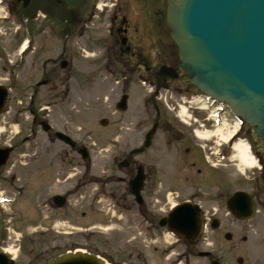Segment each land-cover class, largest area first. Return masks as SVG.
Returning <instances> with one entry per match:
<instances>
[{"label":"flooded vegetation","instance_id":"obj_1","mask_svg":"<svg viewBox=\"0 0 264 264\" xmlns=\"http://www.w3.org/2000/svg\"><path fill=\"white\" fill-rule=\"evenodd\" d=\"M44 2L45 0H31L26 8L21 39L16 41L15 49H18L23 41H27L29 48L31 38L36 40V43H40V48L47 47L51 42L48 41L44 45L45 38L44 40L41 38L45 30L41 29L43 20L39 19L38 6L46 13L43 17L55 20L53 7L51 4L45 7ZM7 7L11 8V4H7ZM165 8V0H87L83 6L66 14L69 27L63 33L60 28L49 30V32H54L56 29L53 36L57 37V42L60 37L69 36V41L65 40L64 42V45L66 42L69 43V48L59 49L58 59H55L52 64L53 69L48 73L41 74L40 85H36V87L47 88L50 92L49 97L55 99V104L59 103V111L62 112L66 108L71 115L72 112L81 113V110L93 109L96 102L102 103L101 99L105 98V94H114L117 98L126 96L125 104L128 106L131 86L146 84L151 89L149 91L151 96L146 100V103L151 101L154 107L153 113H151L152 123L148 127L147 123L143 122L142 115L137 114L132 130L134 144L133 146L128 145V147L142 148L145 134L151 130L153 125H156V128L151 135L148 148L135 154V159L129 154L123 157L128 160V164L117 169L120 176L112 171L111 167L104 174L95 176L92 172V164H82L77 159V146L66 151L67 155L72 154L71 152L76 155V157H70L68 163H62L50 148L45 149L43 159L39 164L41 177L39 192L42 199L38 203L41 210L46 213L41 217L42 219L46 220L49 213L53 217L60 213L67 212L69 214L73 205L71 198L76 187L80 190L85 187L91 190V194H88L86 189L90 215L93 212L92 207H96L100 202V196H107L109 203L115 209L113 212L119 213L117 219L122 218L121 215L125 213L127 220H132L143 232L142 241L147 243V247L150 248L149 245L156 242L155 237L159 223L162 222L164 227H167V216L174 205L183 201L198 204L201 202L199 198L195 197L198 194H191L193 196L176 200L169 206L170 200L174 198L173 193L175 198L179 197L175 190V188L179 189V182L190 185V182L196 181L200 185H205V183L217 181L222 184L220 180L227 182L230 175H237V172L235 173L238 170L237 163L231 159L230 150L227 149L229 144L223 146L221 150L223 154L229 156L227 161L219 163L216 162L217 158L211 156L213 155L211 149L215 144L222 145L221 142H217L219 137L216 135L209 142H201L196 136V131H211L213 124L210 123L206 113L199 114V100L195 95V89L192 90L188 79L181 75L182 70L176 66L175 46L165 24ZM59 17L61 18L60 14ZM31 20L39 21V23L35 24ZM62 61H65V67L59 66V70H57L54 67L55 64L60 65ZM23 64L25 66L33 65V61H30L29 56L25 55ZM161 65L174 67L178 77L171 79L160 75L159 67ZM10 71L13 77L14 69L11 68ZM116 84L119 87L114 89ZM175 88L181 92L184 91L185 95L175 96L173 94ZM36 92L37 89H34V93ZM101 92L102 95L98 96ZM162 97L163 100L165 98L170 100H167L168 103L166 102L167 109L162 104ZM64 98H66V102L61 104V100L64 101ZM144 105L146 106V104ZM182 105L185 106V111H190L186 114L188 119L180 116L179 109ZM31 112L34 116V123L37 114L33 109ZM47 115L49 114L44 112L40 117L45 119ZM41 121L39 120L38 125L43 142H46L47 145H65L57 139L56 132L65 133L70 138L77 140L79 146L86 148L91 144L99 146L100 143H103L94 142L90 133H83L76 138L75 133L66 126L59 128L56 127V124H49V128L45 129L40 124ZM108 126L109 124L106 127ZM124 128L129 129L120 126L117 136H111L105 146L113 145L110 142L116 137L128 138L130 135L123 136V132H121ZM245 135L250 140L258 158V168L249 172L250 174H246L251 186L245 191L251 195L253 201L252 220H262L264 223V143L252 138L251 129L243 130L238 134L239 137ZM23 138V141L26 142L28 136L25 135ZM237 138L236 136L233 139ZM10 146L14 151V144ZM122 147L126 148L125 145ZM228 165L234 166L233 174L228 175L222 168ZM78 170L81 171V176L77 174ZM138 170L141 171L142 184L139 195L135 199L130 194L129 181ZM245 173L243 172L242 175L244 176ZM72 176H78L79 183L74 182L73 185L66 186V182L72 180ZM69 177L70 179H68ZM236 178V176L233 177L232 182L237 181ZM63 186L65 187L60 192L51 191L56 187ZM93 186H97L95 192L92 191ZM222 192L220 191L218 194L222 198L224 195L229 197L231 194L227 190L224 191V195L221 194ZM57 195H61L65 199L66 205L64 209L61 208L65 212L56 206L58 199L55 196ZM202 207L205 208L203 204ZM216 209L220 210L218 206ZM80 213L84 216L85 212L81 211ZM66 220L69 221V219ZM208 220L210 223V218ZM231 221L237 223L238 218L231 216ZM144 253L143 247L137 248V258L140 264H147V259L143 256Z\"/></svg>","mask_w":264,"mask_h":264},{"label":"rangeland","instance_id":"obj_2","mask_svg":"<svg viewBox=\"0 0 264 264\" xmlns=\"http://www.w3.org/2000/svg\"><path fill=\"white\" fill-rule=\"evenodd\" d=\"M48 1L51 0H45V7L49 6ZM3 2L4 8L0 12V16L6 18L0 19V86L8 88L10 101L7 110L0 113V147L17 143V140L20 142L25 135L28 136V141L19 144L6 165L0 167V210L3 216L0 248L2 251L9 253V256L12 255L15 264H45L59 254L76 249L95 253L110 264H140L137 258V248L141 247L145 249L143 256L147 259V264H209L211 259H216L219 264H238L236 261L238 257L242 258V264H264V223L262 220L253 219L232 223L231 216L224 211L226 196L223 193H225V190L231 193L235 189L247 190L251 186L247 177L240 175L239 171H235L237 175H230L227 182L220 180L222 184L217 181H212L209 184L205 183V185H200L196 181L190 182V185L179 182V189L175 188L179 197L175 198L173 193L174 198L170 200L169 206L176 200L198 194L195 197L199 198L205 206V216L209 218L215 216L220 219L221 225L219 228L211 229L208 227L201 236L200 241L192 245L187 244L184 239L177 240L173 235L167 234L165 229L158 228L156 231L157 244L149 245L150 248L147 247V243L142 241L144 238L143 232L132 220H127L125 213L121 215L122 218L120 219H117L115 215L110 216L111 209L108 210L109 207L106 206L108 204L107 196H103L100 203L96 207H92V215L87 214L81 217L80 212H87L89 208L87 195L91 194V190L85 187H82L81 190L76 187L71 198L73 205L69 214L67 212L60 213L59 215L55 214L56 217H53L49 213L46 220L41 218L46 214L41 210L38 203L42 199L39 192L41 187L39 164L42 161L43 152L50 148L62 163H68L69 158L72 156L76 157L73 152L67 155L64 151L70 149L64 145H47L46 142H43L38 127V121L43 112L49 114L45 118L50 124H56V127L59 128L60 126H66L71 132L75 133L76 138L83 133L87 134L92 131V136H90L93 141L96 143H99L98 141L103 142L100 143L101 146L90 145L88 149L93 174L99 176L111 167L112 171L120 176V173L117 172V161L114 162V160H121L122 157L127 156L132 148L128 145L133 146L134 144L132 130L136 115H142L141 118L143 122L147 123L148 127L152 123L153 103L151 101L146 103V100L151 96L149 95L151 89L146 84L132 85L131 97L127 109L124 111L118 110L114 106L117 96L105 94L106 100L101 99L102 103L96 102L93 109L81 110V113L70 112L71 115L66 108L63 112H60L58 110L59 103L55 104V99L49 97L50 92L47 88L36 87V85L41 79V74L48 73L53 69L52 64L55 59H58L59 49L69 48L68 37H60L57 42V37L53 36L56 29H54V32H49L52 28H61L66 24V21L61 20L62 26H57L53 20L43 17L45 13L38 6L39 19L43 20L41 29L45 30L41 38L43 40L45 38L44 45L48 41L51 42L47 47L40 48V43H36V40L34 41L31 38L29 48L22 55H19L18 50L20 47L15 48L16 43L21 39L22 15L26 9L22 8L21 4H17L15 0H3ZM7 4H11L13 9L11 14L8 13ZM52 4L53 13H59L57 4ZM15 18L19 19L20 26H17L13 21L17 22ZM34 23L37 24L39 21ZM65 40L67 42L64 45ZM25 55L29 56V60L33 61V65L25 66L23 64L21 57ZM54 67L58 69V64H55ZM11 68L14 69L13 77L11 76ZM118 87L119 85L116 84L114 89ZM34 89H37L36 93H34ZM173 94L175 96L185 95L184 91L181 92L176 88L173 90ZM101 95L102 92L98 94V96ZM64 99V101L61 100V104H65L66 98ZM163 106L167 108L165 105ZM33 108L37 110L34 123L30 111ZM187 113H190V111H187ZM205 113L209 117L210 110L208 109ZM205 113L202 111L199 114ZM104 117L109 120V126L106 128L99 125V120ZM182 117L188 119L186 116ZM120 126L129 128H124L121 132H123V136H130L125 139L120 136L116 137L110 142L115 146H105L111 136H117ZM245 127L244 124L242 129L246 130ZM233 129H238V125L229 116L223 118V122L212 126V131L216 130L215 132L221 139ZM252 138L257 139L254 135ZM199 140L201 142L206 141ZM218 142L220 141L218 140ZM123 145L126 148H123ZM222 147L215 144L211 149L213 150L211 156L216 157L214 153H221ZM232 154L236 159L233 151ZM226 161L223 159L216 162L225 163ZM235 162L238 163L240 171L246 172L245 174L255 171L254 168L246 167L237 159ZM222 168L226 170L228 175L234 173L233 165ZM235 176L237 181L232 182V178ZM74 182L79 183L78 176L72 177V180L66 182V186H71ZM64 187H56L51 191L60 192ZM95 188L96 186H93V192L96 191ZM220 191H223L221 193L224 195L223 198L218 196ZM217 206L220 210L216 209ZM62 212H65V210H62ZM66 219H69V221ZM226 231L231 233L232 238L230 241L224 239L223 234ZM244 237L245 240H242ZM201 251H208L210 257H198L197 254ZM140 257L142 256L140 255Z\"/></svg>","mask_w":264,"mask_h":264},{"label":"water","instance_id":"obj_3","mask_svg":"<svg viewBox=\"0 0 264 264\" xmlns=\"http://www.w3.org/2000/svg\"><path fill=\"white\" fill-rule=\"evenodd\" d=\"M22 1L26 6L29 0ZM58 1L67 10L85 2ZM166 4V25L190 83L213 99L225 102L231 112L241 117L264 141V0H166ZM160 73L176 76L172 68L161 67ZM8 99L7 90L0 86V111L7 106ZM119 106L122 108L123 103ZM105 122L101 120V124ZM56 135L74 145L63 134ZM10 152L11 148H0V166L5 164ZM78 152L82 159L88 158L85 148H79ZM126 164L127 161H123L119 166ZM141 181L142 175L138 172L129 182L135 196ZM227 208L239 216L249 217L250 197L236 192L227 201ZM168 223L173 232L193 242L202 229L201 212L197 205L182 203L170 212ZM2 226L0 213V241ZM0 264L14 263L0 252ZM47 264L105 262L93 254L77 251L60 255ZM211 264L218 263L212 261Z\"/></svg>","mask_w":264,"mask_h":264},{"label":"bare ground","instance_id":"obj_4","mask_svg":"<svg viewBox=\"0 0 264 264\" xmlns=\"http://www.w3.org/2000/svg\"><path fill=\"white\" fill-rule=\"evenodd\" d=\"M185 112V108H181V113L183 114ZM236 129L231 130L230 132L227 133L226 136H223L222 141H227L229 138L232 136V134L235 132ZM196 134L199 138L201 139H209L213 134H217V132H198L196 131ZM233 151L235 153L236 159L245 165L248 168H252L255 165V159L254 157L250 154L248 145L243 142V141H238L233 144Z\"/></svg>","mask_w":264,"mask_h":264}]
</instances>
